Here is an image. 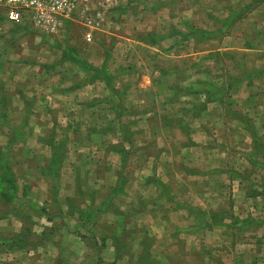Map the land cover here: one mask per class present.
I'll use <instances>...</instances> for the list:
<instances>
[{
    "label": "rangeland",
    "instance_id": "rangeland-1",
    "mask_svg": "<svg viewBox=\"0 0 264 264\" xmlns=\"http://www.w3.org/2000/svg\"><path fill=\"white\" fill-rule=\"evenodd\" d=\"M97 8L99 23L112 13L91 43L82 39L87 26L75 22L50 31L6 23L0 30V176L4 188L10 181L17 188L13 196L0 191V220L8 218L0 221V263L18 264L15 252L70 230L76 223L64 222L66 209L101 213L108 229L114 221L107 214L121 213L118 204L129 213L127 182H151L170 199L182 178L184 233L175 241L183 239V249L174 245L181 233L173 232V245L149 237L138 242L143 250L135 260L158 264L157 255L169 252L170 264H223L230 256L222 251L223 235L211 231L199 241L188 235L193 225L202 232L240 222L264 235V0H107ZM175 69L184 79L167 81L176 80L169 85L178 102L161 109L165 94L150 87L149 72ZM192 92L198 96L189 99ZM216 98L220 109L206 105ZM58 163L52 182L46 166ZM147 172L154 174L146 178ZM238 181V192H231ZM144 201L163 209L153 196L139 205ZM198 204L212 209V224ZM18 220L17 235L11 230L20 228ZM119 224L136 233L148 225ZM99 225L87 221L82 229L94 235ZM123 231V240L131 237ZM151 231L158 235L160 228ZM21 234L26 239L18 241ZM246 244L237 241L231 251L244 252Z\"/></svg>",
    "mask_w": 264,
    "mask_h": 264
},
{
    "label": "crops",
    "instance_id": "crops-1",
    "mask_svg": "<svg viewBox=\"0 0 264 264\" xmlns=\"http://www.w3.org/2000/svg\"><path fill=\"white\" fill-rule=\"evenodd\" d=\"M97 6L93 7V6H89L86 9H82L81 7H76L70 18L65 19L63 21H61L60 25L58 24V26L55 28L56 29H60L61 26L65 27L67 25L72 24L73 22L75 23H80L81 26H87V30H83L82 33V39L84 42L86 43H91L94 42V40H96L94 38V35L96 33H98L97 31L102 32L103 30V26L104 24H102L103 22L106 21L108 15L110 13H112L111 11L106 13V18L104 17L103 22L99 23L98 19L94 18L95 12H96ZM98 11V10H97ZM105 13V12H104ZM92 14V15H91ZM91 15V16H90ZM91 19V23H88L87 20ZM6 23H12V22H8L6 20H4L3 18L0 17V30L5 26L6 27ZM18 24H29L34 30L35 27L33 26L32 22H30L27 19H24L21 22H18ZM102 26L100 27L99 25ZM3 26V27H2ZM60 27V28H59ZM41 34V33H40ZM89 34L90 36V40H86L85 35ZM44 36V34H41ZM233 36V35H232ZM150 76L149 78H151L149 81L151 83L150 87L152 86H156L159 85L160 88H162V91H164L165 96H163L161 98V103L159 105V107H161V109H166L168 110V107H172L176 105V103L178 102V98L176 97L175 101L173 99V96L175 94V87L173 85H169V83H175V85L177 86L176 80H171V81H167L169 79L170 76H174L175 78H178L180 80H183V71L179 70V69H175V70H170L167 73L166 72H162V71H157L154 70V72H149ZM182 74V75H181ZM193 76H194V71H193ZM156 78L157 81L155 80ZM17 80V79H16ZM178 82V81H177ZM191 87L193 86L192 84L190 85ZM83 89V88H81ZM82 92H84L82 90ZM32 94L36 93L35 91H31ZM207 92H205L206 94ZM210 92H208L209 94ZM190 98L192 99L196 96H198V94L196 95L194 92H192V94L190 93ZM181 99H183V96L180 94ZM40 99L37 98V100L35 101L34 107L33 109H38L41 107L39 104ZM215 105L214 107L216 108H221L222 106V102L220 99H211L209 101H207L206 105ZM6 108H8V106H6ZM32 109V110H33ZM257 121H256V125L257 127L260 125L261 126V121L260 118L256 117ZM255 119V120H256ZM263 119V118H262ZM222 120V118H221ZM262 124H264V122H262ZM193 142L198 143V141L195 140V138L192 139ZM81 170V169H80ZM209 171L206 173L207 174V178L209 179L211 178L210 175H212V173H214V165H212L211 167H209L208 169ZM83 172V170H81ZM147 171V170H146ZM221 172V170L219 171ZM152 174H154L153 172H151ZM151 173L149 174L147 172L146 174V178L151 176ZM191 173H195V172H191ZM157 175V173H155ZM200 178V177H199ZM203 178V177H201ZM204 179V178H203ZM99 182V180H97ZM163 185L165 187L168 186V176H166L165 180H162ZM235 182V181H232ZM231 182V183H232ZM171 185V183H169ZM239 181L236 182V186L232 187V191L231 192H238L239 189ZM70 185V183H69ZM126 192H127V212L129 213H124L125 211L123 210V207L120 206V204H118V208L117 211L121 210V213L116 212L115 216L114 215H109L107 214V217L111 218L114 222L113 225L108 226V229H105L104 226L102 225L104 222V216L101 213H96L94 214V218L96 221V224H101L99 225L96 230H95V234L94 235H90L91 233H89L87 230H83L82 229V225L83 223L86 221L85 216L84 219H81V217H79L80 213H76L73 212L70 213V210H65L64 213L67 214L68 216H66L64 218V222H68V223H76L74 226L71 227L70 230H63L60 231V233H57L54 235V237L52 236V238L50 240H47V242H45L42 246L41 245H37L34 246V248H26L24 247L22 250H19L17 252H15L14 254H17V256H19L18 258V264H55L56 261L58 260H63L65 262H67V264H137L138 260H135V258H137L138 256L141 255L142 250L141 249V245L138 244V242L140 240H147L149 237L154 238L155 239V243L158 244L160 242V239H158L157 237L167 240L169 239V244L173 245V241L172 238H174L173 236V232L177 233H181L179 235H176V238H174V245H180L181 249H183V239H181L180 243L177 244L176 241L178 242V240H180L181 236L183 235V229L184 228V220H183V215H184V201H185V197H184V192H185V188H184V184H183V180L181 178V180L179 181H175V193L173 195H171V198L169 199L168 196H163L161 195L162 192H160L159 190V194L156 192V188H154V185L149 182V183H141V184H135L132 181L127 182L126 184ZM188 188H190L188 186ZM229 189V188H228ZM187 190V188H186ZM222 190H219V193H221ZM156 193V195H155ZM204 194V193H203ZM151 196L155 197L158 201V203L160 202V204H162L163 209H156V206L153 205L152 203H145V201L143 202L144 206L142 207V205L140 204V200L143 198H151ZM161 196V197H158ZM174 196V197H173ZM214 196V195H212ZM234 196V194H233ZM167 197V198H165ZM214 198V197H213ZM246 197H244L245 199ZM247 200V199H246ZM251 200V199H250ZM116 202V201H114ZM215 199L213 201H210V204L214 203ZM203 203V202H202ZM201 203V204H202ZM112 204L113 201H112ZM193 206H197L199 208H201L202 212L204 213L202 215V217H205V221H207L208 223L212 224V213L210 211H212V209H202V207L198 204V205H193ZM252 206V205H251ZM205 207V206H204ZM102 210V209H101ZM246 214V213H245ZM244 215V214H243ZM242 215V216H243ZM237 215L233 214V217L236 218ZM239 216V220H242L244 217ZM247 216V215H246ZM245 216V217H246ZM250 216H253L252 214ZM192 217H189V219H191ZM143 220L144 222H146L148 225L147 227L143 230L136 232H133V229L131 230V226L129 224L125 225V224H119V223H125L126 221L128 222H138L140 224V220ZM195 220V218H194ZM0 221H3V224H6L5 221H8L7 219H2ZM19 221V226L20 228L18 229H13L11 230L12 233H16L17 235L20 234V230H22V224ZM117 222V224H116ZM222 222H224V224L229 223L230 221L227 219H223ZM241 223V224H240ZM238 225L233 226V225H223V226H212L211 228L213 230H200V228L198 229L196 225H193L190 229L191 232H189L188 236H192V238L196 241H199L201 237H203L205 234H209L211 231L215 233L217 232L219 235H223V243L227 246H223L224 248L222 249L223 253H230V256L228 259L224 258L222 259V263L223 264H233L231 259V256H234V260H238V264H248L247 260H245L246 258L249 257L250 260V264H260L259 259L263 258L264 256V238L262 236H264L263 234L259 233L258 230V226L256 227H250V226H245L242 224L243 222H240ZM125 226L126 230H128V232H131L130 235L131 237H134L132 240L130 239L131 237H128L127 240H123L124 238V233L125 231H123V227ZM139 226V225H138ZM196 226V228L194 227ZM140 227V226H139ZM160 228V231L158 232V235H156L155 233H152V228ZM173 229V230H171ZM152 233V235H151ZM90 235L91 237L95 236V238L98 240V243L94 246L91 245V243L88 244L87 242V237L86 235ZM245 238V239H244ZM59 239H63L62 242H59ZM129 239V240H128ZM158 239V240H157ZM176 239V241H175ZM249 240V241H248ZM237 241H241L242 244H244V242H247V244L245 245L246 247L250 248L248 250H252V251H248L247 249L243 251L238 250L239 253H233L231 250V248H234L237 245ZM164 242V241H163ZM166 243V242H165ZM229 244V246H228ZM239 244V243H238ZM244 246V245H241ZM210 247V246H209ZM229 248V250H228ZM186 249V248H185ZM194 250V252L196 251V253H198V247L197 249H192ZM148 252L152 255H155L152 253V251H150V248L148 249ZM4 254V253H2ZM0 254V255H2ZM157 254V253H156ZM5 255V254H4ZM8 255V254H6ZM174 255V253H169V252H162L161 255H157V257L161 260L158 264H170L169 259L172 258ZM131 258V259H130ZM134 258V259H132ZM126 260V261H124ZM258 260V261H257ZM261 260V259H260ZM253 261V263H252ZM172 263L174 261H171ZM201 263L200 261H197ZM2 264V263H0ZM7 264V263H6ZM198 264V263H197Z\"/></svg>",
    "mask_w": 264,
    "mask_h": 264
},
{
    "label": "built area",
    "instance_id": "built-area-1",
    "mask_svg": "<svg viewBox=\"0 0 264 264\" xmlns=\"http://www.w3.org/2000/svg\"><path fill=\"white\" fill-rule=\"evenodd\" d=\"M107 0H80L82 9L103 5ZM77 7L75 0H0V17L12 23L24 19L43 30H55L58 24L71 17ZM97 10V9H96ZM91 23V19L87 20ZM90 40L89 34L85 35Z\"/></svg>",
    "mask_w": 264,
    "mask_h": 264
},
{
    "label": "trees",
    "instance_id": "trees-1",
    "mask_svg": "<svg viewBox=\"0 0 264 264\" xmlns=\"http://www.w3.org/2000/svg\"><path fill=\"white\" fill-rule=\"evenodd\" d=\"M54 152H56V150ZM53 160H57L56 157H53ZM46 167H47L45 170L46 176H49V178L52 179V182H54L53 180L59 172V171L55 172L59 168V163H58V165H56V168H53L49 165ZM59 170H60V168H59ZM4 182H5V180L0 176V191L3 190L9 196H13V194H16L17 188H16L15 182H13V181L8 182L6 188L3 187ZM84 216L86 219L85 222H87V221L94 222L95 221V220H92V217L94 216L93 212L90 215H86L81 211V213L79 214V217H81V219H84ZM24 232H25V228H24ZM17 238H18V241H20V240H23L24 238L26 239V235L21 234V235L17 236Z\"/></svg>",
    "mask_w": 264,
    "mask_h": 264
}]
</instances>
